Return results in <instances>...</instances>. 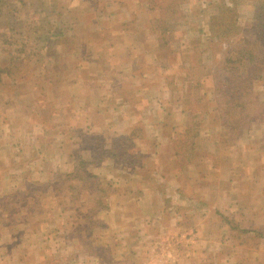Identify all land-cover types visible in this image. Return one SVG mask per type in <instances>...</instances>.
Instances as JSON below:
<instances>
[{"label":"rangeland","instance_id":"374dc122","mask_svg":"<svg viewBox=\"0 0 264 264\" xmlns=\"http://www.w3.org/2000/svg\"><path fill=\"white\" fill-rule=\"evenodd\" d=\"M235 3L0 0V139L5 136L0 143L17 145L9 150L13 162H7L24 166L27 176L32 173V151L43 139L39 122H43L42 128L48 123L54 130L72 129L57 138L62 143L67 139L66 148L71 149L76 164L78 158L94 160L95 155L130 136L134 143L130 153L139 155L124 158L126 163L106 158L99 165L89 166V171L105 180L104 205L114 201L108 196L113 175H128L129 171L147 175V185H158L159 189L166 186L172 190L177 183L173 190L180 185L189 197L182 199L186 213H177V219L188 226L207 217L216 227L210 230V248H202L208 250L210 264H264V64H259L264 63V42L260 39L264 5L257 0ZM248 48L256 58L251 66H258L260 71L255 72L250 65L241 67L254 80L251 93L236 104L228 100L226 86L222 88L219 83L228 81L235 71L230 70L228 60H238V51ZM3 67L18 69L6 75ZM5 97L9 108H4ZM13 110L20 119L14 120ZM4 112L10 115L9 123H5ZM96 112V117L89 115ZM129 115L136 117L133 128L118 133V127H129ZM182 144L187 148L182 149ZM83 181L61 172L49 185L26 189L46 194L42 195L46 199L35 206L37 213L50 204L55 212L63 206L75 211L68 225L59 214L54 216L55 225L66 236L63 240L72 243L74 253L95 254L106 264H119L115 259L119 256L128 258L124 264L144 263L153 249L138 243L123 248L106 227L109 221L134 225L129 220V202L125 201L124 211L118 202L120 206H113L112 214V208L105 205L101 213L104 224H95L90 220L92 215L86 219L82 214L88 209L90 213L97 199L86 194L88 186L82 191ZM138 181L132 186H118L116 191L139 189ZM50 190L55 191V199L47 195ZM204 191L210 193L206 198L201 195ZM194 192L201 196L194 197ZM80 194L85 195L83 199ZM208 200L206 210L200 201ZM156 208H143L141 216H151ZM131 209L140 213L138 206ZM139 213L138 225L142 219ZM174 215L176 211L167 201L159 221L172 225L177 220ZM143 225V233L151 234V226ZM183 232L179 241L187 236ZM153 246L157 255L160 250ZM59 247L58 243L52 255L65 256L66 251ZM168 248L166 256L171 258L164 264H175L182 255L180 264H184L192 257L193 248L185 241L181 247ZM176 249L180 253L177 258ZM162 263L160 259L147 261Z\"/></svg>","mask_w":264,"mask_h":264},{"label":"crops","instance_id":"0c3cea01","mask_svg":"<svg viewBox=\"0 0 264 264\" xmlns=\"http://www.w3.org/2000/svg\"><path fill=\"white\" fill-rule=\"evenodd\" d=\"M77 80L80 81V79ZM85 80L88 79H82V81ZM2 81L3 79L1 82ZM101 96H104V93H102ZM9 102L10 101L8 100V97H5V103L7 104L4 108L10 107ZM13 115L15 116L14 120L20 119L16 118L19 117L17 111L13 110ZM89 115L96 117L98 116V112L90 113ZM5 116V123H9L8 120H10V115L5 113ZM129 118V127H118V133L125 134L126 132L131 131L133 128L132 126L136 123V117H134V115H129ZM23 123L24 122L21 124ZM21 124H17V127H20ZM42 124L43 122L38 123L40 126L39 129L43 131V133H40V136H42L43 139L36 143L35 149L32 151L33 158L30 159V161H32V173L29 171V176L26 175L25 171L28 170H26L24 166L18 164L11 165L13 162V152L10 153L9 150L11 147L16 148L17 145L13 146L8 145L9 143H0V165L4 166H0V264H55L56 262H59L60 264H106L105 262H102L99 256L95 254L89 255L81 251L74 253V246L72 243L70 241H64L66 236L61 233L60 227L55 225L54 216L59 214V218H64V220H66V224L68 225L69 222L73 221L72 217L75 213L71 207L63 206L61 211L55 212L53 204H50L40 213H37L35 210V206L40 205V203L43 202L39 200L42 198L46 199V197L42 196L46 194H41L32 190L29 191L26 188L40 186L41 184L49 185L50 182L52 183L57 179V176L61 172L63 174L65 173L67 177H70L68 174L73 172L75 168L74 166L76 165L74 156L71 155V149L69 148L67 150L66 148L67 139L62 143V141L58 140L57 138V135H60L59 133L68 134L72 131V129H68V131H58L54 130V128L48 123H46L42 128ZM90 128L92 127L90 126ZM2 129L3 124L1 123L0 131H2ZM103 130L104 129L101 131ZM29 137L34 141L36 140V137L33 135H30ZM3 138L0 139V142L3 140ZM59 144L62 145L59 146ZM9 159L12 160L11 164L7 162ZM93 174L96 175L99 180H102L101 178L103 177L96 173ZM113 177L115 180L109 183L111 192L109 189L110 193L108 196L110 195V198L114 199V201H110V203H108L109 205L106 206L108 209L112 208L110 213L113 211V206L123 205L122 211H124L125 201H128L130 211L129 215H132L129 220L130 223H134V225H130L129 227L126 226L127 224L124 222L122 224H117L118 222L109 221L106 223L107 231L113 234L115 237H118L117 240L119 241V245L123 248L128 247L127 244H129V246H132V244L139 246L137 245L138 243L146 244L148 248L153 249L147 254L149 259L146 258L144 263L140 262L139 264H147V261L159 262V259L163 262L162 264H164L168 258H171L170 256H166V252L169 250L168 247H178V245L181 247L184 241L186 242V245L188 244L193 248L190 253L192 256L190 261L184 264H192V259L195 261V264L211 263L208 250L205 249L206 247L210 248L209 244L213 238V231L210 230H215L216 227L212 225V222L208 221L207 217H204L202 220L198 218V222L196 220L195 223L192 222L188 226L185 225V222L177 219L179 218V214L177 215V213H181L183 216L186 213L185 207H183L184 205L181 203L182 199L187 200L189 198L183 193V189L179 188L180 185L177 186V190H173L177 183L174 185L172 190L166 186H164L162 189H159L160 187L158 185L156 188L150 187L147 185V180L150 178L149 176L138 175L137 172L132 173V171H129L128 175H113ZM160 177L162 178V176ZM102 181L104 183L105 180ZM134 181H138L140 183L139 189L129 187L127 189L124 188L123 191H116L118 186L124 187L125 184H127V186H132ZM148 188L151 190L148 191ZM85 191L87 195H94L98 197L97 192L91 193L89 188H87ZM50 193L47 195H52V199H55L57 196L55 195V191L50 190ZM194 195V197H199L202 195L206 198L210 195V193L204 191L201 193V195H199V193L194 192ZM62 196H64V193ZM80 196L82 195L80 194ZM84 196H82V199ZM175 198H177V201L174 200ZM167 201L171 202L172 208L176 211V215L172 217L176 216L177 220L174 222V224L172 223V225H167L159 221V215L164 211L165 203ZM191 201L194 202L193 200ZM118 202H120V205H117ZM210 202V200L205 202L200 201V204L206 205L204 207H206V210H209L208 205ZM153 205L157 208L153 209L152 215L143 218V216H141L143 215L141 210ZM132 206H138L140 208V213L135 212L134 209L132 210ZM103 210L104 208L99 209L94 214H91V220H93L95 224H104V219L101 214ZM86 211L82 212L87 214ZM137 213H139L142 218L139 221V225L137 221ZM193 213L195 214L194 210ZM204 213L206 215L207 212L204 211ZM208 213L211 215V211ZM39 215H41V218L42 216H45L43 219H41L39 218ZM83 217L85 216L83 215ZM144 223L149 224L148 226H151V234L143 233L145 229V225H143ZM171 230H175L174 234L170 233ZM183 231L187 233V236L179 241V238L182 237V234H184ZM116 232L117 234H115ZM45 233H47V236H44ZM168 233L170 234L168 235ZM139 236H141L140 239ZM128 237H130L129 240ZM167 240H169V242ZM139 241H143V243H139ZM58 243L60 244L59 250L64 249L66 251L65 256L52 255L53 252H55V248ZM153 244L158 247L157 249L160 250L157 255L154 254L156 248L153 246ZM202 248L205 249L202 250ZM200 249L201 251H199ZM46 250H48V252H46ZM50 250H52L51 253H49ZM170 250L173 251V248H170ZM171 251H169V255L171 254ZM118 255H122L120 250H118ZM183 256L184 255L181 257ZM174 257H180L178 249H176ZM181 257L178 261H176L175 264H180V261L183 259ZM115 259L118 260L119 264H124V261L128 260V258H123L122 256L115 257Z\"/></svg>","mask_w":264,"mask_h":264},{"label":"trees","instance_id":"16d2710c","mask_svg":"<svg viewBox=\"0 0 264 264\" xmlns=\"http://www.w3.org/2000/svg\"><path fill=\"white\" fill-rule=\"evenodd\" d=\"M258 3H262L264 5V0H257ZM237 3V0H236ZM235 3V5H236ZM227 11H231L230 9H227ZM264 14V11H263ZM256 16L258 17V15L256 14ZM214 19V18H213ZM262 24H261V29L260 32H262L260 34V39L264 42V16L262 17ZM211 32L213 35H216V31H214V27L213 25H211ZM226 30H228V28H226ZM230 33H227L225 35H228ZM219 36V35H218ZM239 54V59L237 60H228V63L231 64L230 70H235L232 71L234 73H232L229 76L228 81H222L220 84V86H222V88H225V94H227L229 96L228 100H230V102L235 101L236 104H238L239 99H242L243 96H245L246 94L251 93L250 92V87L252 86V81L253 76H250V73L248 72L247 69H245L244 71L241 70V67L244 65L245 68L250 65L251 66V62L256 60L255 56L249 52V48L248 49H241L238 51ZM227 59L225 60L226 63ZM259 64H264L263 62H260ZM5 68V72L6 75H12V73L18 69V67L15 68H10V67H3ZM20 68V67H19ZM250 68H255V72L260 71V69L258 68V66H251ZM240 72V73H239ZM3 79L2 77V73H1V69H0V82ZM236 82V85L234 86V83ZM237 95L238 98L236 96ZM226 95V96H227ZM244 103H240L238 106L241 107ZM131 137H124V139L121 140V142L116 143V145H111V148L106 149L105 151H101V155H95L94 156V160H84L82 158H78V163L76 164L74 170L72 173L68 174L69 176L79 179V180H84V185H82V190L84 186H88L89 191H91V193L97 192V199L95 200V202L93 204H95L96 206H93V210H91V212L89 213V209L87 210V214H84L82 212V214L85 216L86 219L90 218L89 215L91 216V214H94L95 212H97L99 209L105 208V205H107L105 203H103V200H105L104 196H103V192H105L104 188L102 187L103 181L99 180L98 177L96 175H94L91 171H89V166L90 165H94V164H100L102 163L106 158H113L114 160H118L116 162H123L126 163V160H124V158H132V157H136L137 155H139L138 153H130V150L134 147V143L131 142ZM124 141V142H123ZM182 143H184L182 141ZM182 149H185L187 147H184L183 144L181 145ZM101 149H99L100 151ZM130 164L133 163V161H129ZM129 164V163H128ZM87 179L89 181H87ZM98 180V181H97ZM101 205V207H99ZM91 220V218H90Z\"/></svg>","mask_w":264,"mask_h":264}]
</instances>
